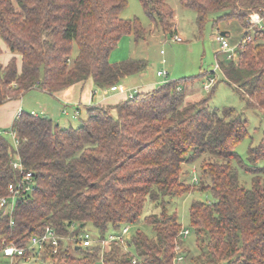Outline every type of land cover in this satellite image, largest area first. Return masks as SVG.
I'll use <instances>...</instances> for the list:
<instances>
[{"label": "trees", "instance_id": "obj_1", "mask_svg": "<svg viewBox=\"0 0 264 264\" xmlns=\"http://www.w3.org/2000/svg\"><path fill=\"white\" fill-rule=\"evenodd\" d=\"M140 1L155 25L173 32L175 11L167 0ZM127 3L0 0V35L22 56L21 68L17 56L6 65L0 58V105L34 87L53 94L91 77L105 88L143 72L144 59L110 60L125 34L135 41L147 36L138 17H121ZM180 3L197 11L200 28L217 11L225 18H239L246 28L253 11L264 15V0ZM220 62L224 80L246 106L264 111V27H255L253 38L238 48L237 59ZM194 79L166 80L116 104L89 105L88 117L76 127L24 110L13 127L21 137L19 153L34 174L36 189L17 199L12 215L0 209V252L5 256L3 247L12 241L27 247L32 236L43 234L48 226L61 236L77 237L90 223L97 235L105 236L143 220L155 234L136 229L133 252L143 264H178L174 258L177 245L183 247V224L168 203L198 190L209 191L213 198L194 197L189 208L190 224L208 237L205 259L264 264V166L257 165L264 159V139L249 149L253 165L247 170L254 176L252 185L246 186L232 160L243 161L236 147L249 132L247 119L233 106L211 108L210 94L194 97L190 85ZM15 153L11 136L0 132V196L7 195L8 185L19 178L11 163ZM198 159L203 171L193 182L184 163ZM148 201L161 210L144 215ZM65 242L62 238L58 252L51 253L50 246L44 251L49 264H95L101 257L98 243L71 250ZM183 251L187 256L189 249ZM103 264L135 263L132 252L121 253L113 244L103 252Z\"/></svg>", "mask_w": 264, "mask_h": 264}, {"label": "rangeland", "instance_id": "obj_2", "mask_svg": "<svg viewBox=\"0 0 264 264\" xmlns=\"http://www.w3.org/2000/svg\"><path fill=\"white\" fill-rule=\"evenodd\" d=\"M167 1L172 5L175 11V25L173 26L174 29L172 33L164 30L161 26L155 25L151 21L140 0H128L127 5L120 13L121 17L127 19L138 17L143 26L148 30L147 36L144 39L135 41L133 35L125 34L117 47L125 48L128 55L125 57L121 55L120 58L116 59V55L120 52L116 47L117 49H115L117 51L114 53L111 60L112 62H117L127 58L129 55L134 58L146 60L147 67L143 72L134 74L129 79L124 80V82L129 85L138 83L144 85H157L163 83L164 78L159 76L157 72L165 68L169 71L168 80H178L187 77L196 78L190 81L192 88L191 93L192 95L194 94V97H198L199 95L208 96L210 94L208 105L211 108H220L223 110L225 107H235L237 113L247 119V128L249 132L236 147L243 161L239 162L237 158H234L232 162L238 168L240 182L246 186H251L254 172L247 170V166L253 165L249 159V149L251 146L258 145L264 139V111L258 108L247 107L245 100L240 96L234 86L224 80L222 72L220 70H217L215 73L213 72L216 67V56H218L220 60H229L226 58L227 52L220 50V42L216 39V35L222 31H226V37L230 44L236 45L243 37L247 28L239 18L223 17V11L212 13L204 27L200 28L197 22L198 13L196 10L182 6L180 0ZM254 30L255 29H252L250 31L252 33V38L254 36ZM175 33L181 34L184 39L181 41L175 40L173 36ZM0 47L2 48L0 58L4 62L7 60L8 56H12V53H17L16 51H12L1 35ZM77 53L78 46L74 43L72 56L75 57ZM210 75H216L217 78L214 90L212 91L203 87ZM90 79L92 78L90 77L88 79V83L84 90H81L80 85L73 88L75 91L74 95L76 96L75 99L79 101L81 97L83 100L82 111L78 117L72 116V112L74 111L73 106H69V114H67L63 110L64 103L62 104L56 95L47 94L40 89L34 88L28 90L19 99L12 98L6 100L3 106L7 107L8 104L21 101L22 110L28 112L34 110L40 115H52L56 121H59L63 126L76 127L80 124L82 119L88 117L89 112L87 106L95 104L85 100L86 91L89 90L91 85ZM120 82L123 84L122 81ZM44 109H48L49 112H43L45 111ZM202 164L203 161L201 159L184 163V171L186 172L188 180L194 182L195 176L200 178L203 171ZM257 165L264 166V159H260ZM261 176L264 181V172L261 173ZM194 197L209 201L213 199L209 191L200 192L194 190L191 193L174 197L172 202L168 203L170 211H178L183 228H188L190 230L188 234L182 235L184 240L182 253L186 247L189 249L188 255L184 256L183 261L178 264H215L216 262L205 259L208 241L207 235L205 233L199 234L196 228L190 224L189 208ZM160 210V206L148 201L144 215L152 212H159ZM86 228L90 229L95 234L97 232L90 223H87ZM132 228L133 232H135L136 229H141L149 235L155 234L152 225L143 220L134 223ZM66 242L70 244L68 240ZM67 243L66 245L68 247ZM71 245L72 244H70L69 248L73 250V246ZM101 259L102 257H99L95 264H103ZM225 262L226 260L223 259L220 264H225ZM0 264H11L10 258L4 256L2 252H0Z\"/></svg>", "mask_w": 264, "mask_h": 264}, {"label": "built area", "instance_id": "obj_3", "mask_svg": "<svg viewBox=\"0 0 264 264\" xmlns=\"http://www.w3.org/2000/svg\"><path fill=\"white\" fill-rule=\"evenodd\" d=\"M250 26L247 28L241 40L236 45H231L226 35L222 33H218L216 35V39L220 42V50L223 52H227V59H237L238 58V48L245 44L248 40L252 39V33L250 32L252 29H255L256 26L259 28L264 27V15H262L259 11H253L249 17ZM255 31V30H254ZM174 39L177 41H181L184 37L181 34L175 33ZM220 70L222 72V65L218 56H216V67L213 71L214 73ZM157 74L164 78V81L168 80L169 71L165 68L158 70ZM217 78L216 75H210L208 80L204 83L203 87L207 90L216 83ZM111 90H117L118 85H112L109 87ZM181 88V85L179 86ZM140 90L138 87L130 89L128 93V97H133ZM24 110L20 107L17 114L16 119L21 115ZM64 112H67L65 109ZM32 114H38L35 111L31 112ZM6 128H1L0 132L9 134L14 143L16 153L11 158V163L13 168L19 174V178L16 181L11 182L8 185V194L0 196V209L3 210L5 214L12 215L16 201L19 197L24 196L26 194L32 193L36 189V180L34 178V174L32 170H28L23 163V160L19 153V145L21 141V137L16 128L13 127V124ZM195 181H198V177H194ZM77 226V224H73V228ZM133 224L126 223L118 230H111L105 236L96 235L88 228L82 229V231L77 235V237H68L59 235L54 228L48 226L46 231L41 235L32 236L31 241L28 246L18 245L15 242H10L4 245L3 252L5 256H8L11 260V264H49L47 259L43 257V253L50 246V252L55 253L59 251L61 239L64 238L66 241L68 240L72 246L76 247H92L95 243L101 245L102 252L101 257L103 261V252L111 245L115 244L118 246V249L121 253H133V261L134 263L143 264L141 258L136 255L133 250L132 237H133ZM190 232L188 228H182L180 235H186ZM177 254L174 258L175 262L180 263L184 259V254L182 253L181 244L177 245Z\"/></svg>", "mask_w": 264, "mask_h": 264}, {"label": "crops", "instance_id": "obj_4", "mask_svg": "<svg viewBox=\"0 0 264 264\" xmlns=\"http://www.w3.org/2000/svg\"><path fill=\"white\" fill-rule=\"evenodd\" d=\"M123 38L124 37H122V39ZM116 49L114 51H112V53L110 54V60L113 57L114 53H116V51H117ZM118 49L120 52L116 55V57H115L116 59L120 58L121 55H122V57H125L126 55H128L127 50H125V48H118ZM123 54H125V55H123ZM13 56H17L18 66H19V68H21V66H22L21 54L20 53H12L11 57H13ZM0 57H1V55H0ZM11 57L8 56V58L5 62L1 60L2 63L4 65H6L8 63V61L11 59ZM128 57H131V55H129ZM131 76H133V75H129V76L124 77L121 80L123 82V84H121V82H119L117 84L118 85L117 90H111L109 87H105V88L99 87L95 84L93 79H90L91 85H90L89 90L86 91V95H85L86 99L85 100H87L88 102H91V103H98V104H116L120 100L128 97V93H129L130 89L138 87L139 90L142 91V90H148L149 88H152L156 85V84L144 85V84H140V83L134 84V85H129V84L125 83L124 80L129 79ZM88 79L77 82L70 87L64 88V89H62L56 93H53V95H56L59 98V101L62 102V104L64 103L63 104V108H64L63 110L66 109L67 114H69V109H68L69 106H73V108H74V111L72 112L73 117L80 116L81 111H82V107H83L82 98L80 97L79 101H77L75 99L76 96L74 95L75 91L73 90V88L76 87L77 85H80L81 90H84V88L86 87V85L88 83ZM135 85H137V86H135ZM131 86H134V87H131ZM34 89H40V88L34 87ZM40 90L43 91L44 93L52 94V93L45 91L44 89H40ZM21 104H22L21 101H15L13 104H8L7 107H4L3 104L0 105V129L1 128H8L13 124V122L16 120V114H17L19 108L20 107L22 108ZM44 110L45 111H43V112H46V111H47V113L49 112L48 109H44ZM35 112H37V111H35ZM52 118L54 120H56L53 116H52Z\"/></svg>", "mask_w": 264, "mask_h": 264}, {"label": "water", "instance_id": "obj_5", "mask_svg": "<svg viewBox=\"0 0 264 264\" xmlns=\"http://www.w3.org/2000/svg\"><path fill=\"white\" fill-rule=\"evenodd\" d=\"M221 33H222L223 35H226V34H227L226 31H222ZM46 116H50V115L46 114Z\"/></svg>", "mask_w": 264, "mask_h": 264}]
</instances>
